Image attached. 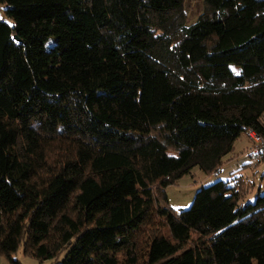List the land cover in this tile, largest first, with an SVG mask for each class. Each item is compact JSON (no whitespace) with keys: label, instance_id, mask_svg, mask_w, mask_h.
<instances>
[{"label":"trees","instance_id":"trees-1","mask_svg":"<svg viewBox=\"0 0 264 264\" xmlns=\"http://www.w3.org/2000/svg\"><path fill=\"white\" fill-rule=\"evenodd\" d=\"M1 4V255L264 264V193L244 201V176L188 208L166 191L264 137V0H203L193 22L186 0Z\"/></svg>","mask_w":264,"mask_h":264},{"label":"rangeland","instance_id":"rangeland-1","mask_svg":"<svg viewBox=\"0 0 264 264\" xmlns=\"http://www.w3.org/2000/svg\"><path fill=\"white\" fill-rule=\"evenodd\" d=\"M189 21L197 20V17L203 9V0H186ZM5 4L0 5V16L12 23V20L5 14ZM54 41L51 38L48 42ZM238 71L237 66H232ZM257 145L246 132L238 138L235 151L223 163V166L217 173L207 174L199 166H195L192 170L183 175L176 183L166 187L168 194V205L180 209L188 208L197 192L203 185L210 184L218 179H229L233 176H244L251 183L250 192L244 197V201H254L256 196L264 193V158L258 161V157L252 154L251 149ZM14 258L19 259L23 264H40V262L32 257L25 256L22 248L14 253ZM0 264H11L10 260L0 254Z\"/></svg>","mask_w":264,"mask_h":264},{"label":"built area","instance_id":"built-area-1","mask_svg":"<svg viewBox=\"0 0 264 264\" xmlns=\"http://www.w3.org/2000/svg\"><path fill=\"white\" fill-rule=\"evenodd\" d=\"M248 135L257 142V145L251 149L252 154L257 156L258 159L264 158V137L251 130L248 131Z\"/></svg>","mask_w":264,"mask_h":264},{"label":"clouds","instance_id":"clouds-1","mask_svg":"<svg viewBox=\"0 0 264 264\" xmlns=\"http://www.w3.org/2000/svg\"><path fill=\"white\" fill-rule=\"evenodd\" d=\"M248 134V133H247ZM254 155V154H253ZM261 159H259L258 161H260ZM263 174H264V172H263Z\"/></svg>","mask_w":264,"mask_h":264},{"label":"crops","instance_id":"crops-1","mask_svg":"<svg viewBox=\"0 0 264 264\" xmlns=\"http://www.w3.org/2000/svg\"><path fill=\"white\" fill-rule=\"evenodd\" d=\"M238 140V139H237ZM237 142V141H236ZM235 148H236V143H235Z\"/></svg>","mask_w":264,"mask_h":264}]
</instances>
